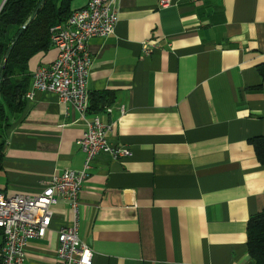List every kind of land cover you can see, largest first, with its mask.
Instances as JSON below:
<instances>
[{"label":"crops","instance_id":"crops-1","mask_svg":"<svg viewBox=\"0 0 264 264\" xmlns=\"http://www.w3.org/2000/svg\"><path fill=\"white\" fill-rule=\"evenodd\" d=\"M88 1L75 0L72 10ZM161 1L121 0L114 34L89 42L90 93L106 105L87 117L109 124L110 142L133 155L94 159L80 196V237L93 264H257L248 224L264 210L256 146L264 138V0ZM57 55L55 45L36 54L28 73ZM86 128L56 93L26 99L3 131L0 191L38 195L54 174L81 170ZM53 209L24 264H60L58 232L75 215L64 200Z\"/></svg>","mask_w":264,"mask_h":264},{"label":"built area","instance_id":"built-area-1","mask_svg":"<svg viewBox=\"0 0 264 264\" xmlns=\"http://www.w3.org/2000/svg\"><path fill=\"white\" fill-rule=\"evenodd\" d=\"M121 0H89L87 5L72 12L69 19L52 28L53 45L58 49L56 60L39 66L25 98L33 100L37 93H56L65 107L75 109L87 128L79 141L86 159L81 170L68 169L53 175L38 195H6L0 191V264H24L28 243L44 239L54 217L53 207L67 201L73 210V223L58 232L57 260L60 264H93L94 251L79 233L80 196L97 155L106 153L114 159L128 158L133 151L127 146L110 142L111 126L99 116L89 119L92 96L89 78L93 59L89 42L97 37L114 34L119 21ZM168 0H162L163 7ZM146 53H151L149 45ZM125 112V107L121 106ZM67 109V108H66ZM107 111L111 112L112 107ZM70 115V110H66Z\"/></svg>","mask_w":264,"mask_h":264},{"label":"trees","instance_id":"trees-1","mask_svg":"<svg viewBox=\"0 0 264 264\" xmlns=\"http://www.w3.org/2000/svg\"><path fill=\"white\" fill-rule=\"evenodd\" d=\"M40 1L7 0L0 13V69L15 37L28 25L11 50L1 87L0 170L6 156L3 131L10 127L12 117L23 112L25 95L31 87L29 61L36 54L52 48V28L66 22L74 11L72 5L75 0H46L32 19ZM258 70L264 81V62L258 65ZM92 102L91 108L94 110H100L106 105L101 98L93 97ZM256 146L258 157L264 163V138L258 139ZM248 248L250 256L257 264H264V210L249 221Z\"/></svg>","mask_w":264,"mask_h":264},{"label":"water","instance_id":"water-1","mask_svg":"<svg viewBox=\"0 0 264 264\" xmlns=\"http://www.w3.org/2000/svg\"><path fill=\"white\" fill-rule=\"evenodd\" d=\"M46 0H41L39 5L37 6L36 10H35V13H34V16L32 17V19L37 15L39 9L41 8L42 4L45 2ZM28 25H26L24 28H22V30L20 31V33L15 37L14 39V44L10 46L7 54H6V57H5V63L2 65L1 69H0V95H1V87H2V83H3V79H4V76H5V68H6V63L10 57V53H11V50L13 49L15 43L18 41V39L20 38L21 34L24 32V30L26 29Z\"/></svg>","mask_w":264,"mask_h":264}]
</instances>
